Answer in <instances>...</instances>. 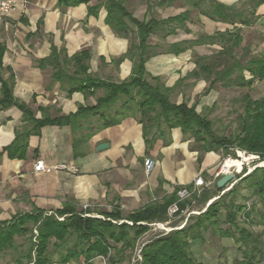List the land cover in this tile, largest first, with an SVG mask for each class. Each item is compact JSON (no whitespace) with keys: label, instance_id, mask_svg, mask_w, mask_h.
Returning a JSON list of instances; mask_svg holds the SVG:
<instances>
[{"label":"trees","instance_id":"1","mask_svg":"<svg viewBox=\"0 0 264 264\" xmlns=\"http://www.w3.org/2000/svg\"><path fill=\"white\" fill-rule=\"evenodd\" d=\"M59 6L66 8L88 4L91 0H56ZM176 0H145L146 13L152 8L170 6ZM194 9L212 21L232 25L231 30L215 32L212 35H199L192 41H184L169 45L167 53L174 56L203 44H218L220 49L210 55L195 56V68L180 78L172 87H167L159 77H153L146 72L145 64L153 56L154 47L148 44L151 35L162 33V37L175 34L176 29H184L189 19V11L177 16L158 20L154 17L139 20L135 18L125 6L126 0H96V5L88 7V14L96 16L103 8L106 15L104 24L117 36L129 38L134 34L136 43H131L126 53L112 62L120 64L127 59L131 62V71L127 79L115 83L103 80L89 72L90 52L82 50L68 55L64 47L58 48L51 44L50 54L39 63L40 68H52V81L59 83L67 95L80 92L92 95L102 90L92 106H79L75 113L60 116L55 119L44 117L36 120L32 111L24 104L18 103L12 96V77L5 81L0 76V108L15 105L23 113V119L33 124L31 131L17 132L13 143L6 147L11 157H21L27 146V139L31 133H37L44 125L70 126L73 133L81 128V121L89 115L104 116L105 112L116 102L121 101L115 116H107L103 121L104 127L118 125L127 115L138 117L142 126V136L147 146L155 141L156 132H160V125L164 123L171 131L179 129L183 136H188L193 142L200 144L203 153L217 152L235 146L248 153L258 155L264 159V97L253 99L244 94L241 102L243 114L238 116V129L231 136H215L212 132V122L196 111L197 104L188 105L185 101L172 103L170 95L186 79L196 78L207 84L203 95H207L219 84L222 87L250 88L255 81L264 80V54L249 55L247 49L237 56L235 49L240 48L242 42L241 30L253 25L258 19L256 10L264 5V0H240L242 6L224 5L216 0H187ZM203 2H209L207 8H202ZM134 28V30L132 29ZM4 47L0 45V68ZM247 74V75H246ZM153 129L155 133L153 134ZM168 142H165L166 146ZM200 161V158H199ZM249 182L253 194L257 195L264 205V167H257L244 176L240 182ZM234 184L228 193L222 195L217 202H212L206 210L193 218L177 230L161 233L146 242L140 251V264H197L190 252V243L202 239L204 231L216 226L214 220L218 216L219 207L225 208V222L237 228L239 237L236 243H241L244 249L238 248L242 255L240 264H264V242L261 235L238 228L236 214L243 212L242 205L224 203L227 195L236 192ZM199 203H206L217 193H210L205 189L199 198L193 190V185L187 187ZM183 188L175 187L173 191L163 196L160 202H153L126 213L118 208L110 211H96L91 209L78 210L75 205L65 203L61 209L50 214L32 207L27 213L16 214L8 221L0 222V254L17 250V237H26L29 246L21 257L26 264H68L71 261H82L92 264L97 257L106 258L107 264H120L122 253L133 251L137 240L150 228L149 224L167 221V209L173 203L178 206L180 214L188 203L187 199L179 201L178 191ZM88 214L89 216H84ZM245 220L250 218V212H245ZM100 216V217H98ZM62 218V220H58ZM115 222V223H114ZM264 228V216L261 218ZM34 231L36 233H34ZM222 237L233 239L228 231L220 232ZM72 243V244H70ZM58 260H52L53 254ZM20 257V258H21ZM17 264L21 261L17 259ZM200 264V263H198Z\"/></svg>","mask_w":264,"mask_h":264},{"label":"crops","instance_id":"2","mask_svg":"<svg viewBox=\"0 0 264 264\" xmlns=\"http://www.w3.org/2000/svg\"><path fill=\"white\" fill-rule=\"evenodd\" d=\"M135 1L126 0L125 6L139 19L132 13ZM177 1L151 10L153 14H162L156 16L158 20L189 11L185 22L188 31L176 29L175 34L166 36L168 46L192 41L194 34L212 35L232 29V25L212 21L194 8L196 24L200 27L191 28L194 24L191 5L189 2L178 5ZM216 1L227 6L234 4L228 0ZM143 2L145 5V0ZM96 3L91 0L88 4L66 8L59 6L56 0H26L15 14L0 23V45L4 47L0 76L7 81L11 75L13 98L29 108L34 119H55L75 113L80 105L92 106L103 95L102 90L92 95L80 92L67 95L59 83L52 81V68L39 67L40 61L50 54L51 44L64 47L68 55L88 50L89 72L100 79L118 83L130 75V61L125 59L118 65L112 61L123 56L131 43L137 42L134 34L127 39L115 35L104 24L103 8L96 16H90L88 7ZM146 14L145 5L139 20L148 19ZM170 38L173 39L170 41ZM148 44L155 47L156 43ZM204 46L211 45L193 47ZM213 46L220 49L218 44ZM193 47L177 56L168 54L167 50L160 51L161 56H153L146 62V72L172 87L191 71L187 55ZM112 109L101 117L87 116L74 133L70 126L44 125L28 136L21 157H11L4 149L13 143L17 132L31 131L33 124L23 119L22 111L15 105L0 108V222L30 212L33 206L50 214L65 203L75 205L78 210L84 205L95 210L106 203L110 210L131 212L148 203L160 202L175 187L192 184L197 176L210 178L204 179L205 187L220 178L221 175L216 176L218 168H214L219 159L216 152L200 154L198 148L188 149L189 141L184 143L180 139L179 129L171 134V142L167 141L166 146L157 144L156 140L147 146L136 114L127 115L116 126L102 125L108 115L115 116L116 110L113 114ZM100 144H106L107 148L97 150ZM145 159L154 161L149 174L144 171ZM37 160H42L49 171L35 172L33 167ZM60 165L73 166L75 171L57 168ZM128 206L133 207L128 209Z\"/></svg>","mask_w":264,"mask_h":264},{"label":"rangeland","instance_id":"3","mask_svg":"<svg viewBox=\"0 0 264 264\" xmlns=\"http://www.w3.org/2000/svg\"><path fill=\"white\" fill-rule=\"evenodd\" d=\"M228 1L233 2L234 5H236L238 8L242 6L240 0ZM187 2V0H178L176 4H185ZM208 4L209 2H203L201 4V7L207 8ZM145 5L143 0H136L132 6V13H134L136 17L141 19L142 11L145 8ZM189 8L192 11V18L194 23L192 24L191 28L195 29L194 26L200 27L196 24L197 20H195L197 12L193 9L192 5ZM256 14L258 15V19L256 20V22L249 27H243L240 32L242 36V42L240 48L235 49V53L237 54V56H240L244 52V49H247L249 55L264 54V5L260 6L256 10ZM161 15L162 14H153L150 11L148 14H146V17L148 19L151 16L157 18L156 16ZM162 35L163 34L161 32L158 34L159 37ZM158 36L155 35L151 37V40L149 39L148 41L152 44L156 43L155 47L153 46L154 52L157 53V55L155 56H161L163 53H160V51L162 52L167 50L169 44V39L167 40L168 37L160 39ZM198 36L199 35L194 34L192 37L196 39ZM172 39L173 38H170V41ZM133 41H135V39H132V42ZM218 48V46L211 45L210 47H193V49H191V52L188 51L187 57L189 58L188 62H191V71L195 68V65L193 63L195 56L210 55L211 53L218 51ZM206 86L207 84L204 80L196 79L193 77L186 78L178 86V88L172 92V94L170 95V101L180 102L183 100L189 106L196 103V111L212 122V132L215 136L227 137L234 135L237 132L239 124L238 116L243 114V104L241 102V99L244 94H248L253 99L264 97V80L255 81L250 88H225L218 84L214 90L210 91L207 95H203ZM119 105L120 103L116 102V104L113 105V109L111 110V112L113 113L115 110H117L119 108ZM176 130L178 129H173V131L170 132L166 125L164 123H161L160 132H156L155 134V140L157 144H162L163 146L166 141L171 142V134ZM154 133L155 129H153V134ZM182 136H180V139H182L184 143L189 141L188 149L198 148L200 154H202V151L199 148L200 144L193 142V140L189 139L188 136ZM216 154L219 156V159L214 165V168H220L228 158L231 160H238L239 162L241 161L242 165L240 171H233L235 179L234 184L240 182L244 176L249 174L255 168L264 167V159H261L258 155H255L253 153H248L244 150L238 149L235 146H229L227 150L219 149L217 150ZM158 157L159 155H157V158ZM244 158H246L247 160H244ZM202 178L203 180H210L209 177L204 178L202 176ZM215 182L216 181L213 180L212 183L207 187L198 188L195 191L197 197L199 198L200 194L205 189L209 190L212 194L217 193ZM232 186H227L225 190L220 191L218 195L212 197L214 198L212 202H217L222 195L229 192ZM193 191L194 190H192V192ZM187 200L188 203H186L185 209L180 214L174 215L171 218L167 217V221L163 223L149 224L150 229L137 240L134 250H127L122 253L123 258L120 264H140V251L142 246L146 242H148L155 236L160 235L161 233H167L171 230L181 229L188 220V224L190 225L193 222L192 219L203 213L208 205L212 203H209L210 201H207L206 203H199L193 197L187 198ZM143 201L144 200H142L139 204H141ZM230 202L234 205L244 206V208L242 209L243 212L236 214L235 223L237 227L245 228L251 233L261 235V239L264 242V228L261 224V218L262 216H264V205L260 201L259 197L253 194V188H250L249 182H241L237 184L236 192L231 195H227L224 199L225 204ZM133 205L134 207L138 206V204ZM131 207L133 206H128V209H130ZM95 210L105 212L109 211L110 208L105 203V205ZM245 212H250L249 222L248 220H245ZM126 213H128V210L123 212V216H125ZM225 214V208L223 207V204H221L219 207L218 216L216 219H214L217 221V225L210 227L207 231H204L201 240L190 243V252L197 264H240V261H242V255L238 251V248L241 247L242 249H244V246H242L241 243L235 242L236 238L239 237L237 228L225 222ZM221 231L230 232L233 235V239L222 237L220 234ZM34 233L36 232L34 231ZM27 237L28 236L17 237L15 240L17 250L14 253L12 251H7L0 254V264H17V259L21 261L20 264H26V259L22 258L21 256L26 253L29 246ZM52 260L54 262L58 260V255L56 253L53 254ZM68 264H83V262L80 260L71 261ZM92 264H107V260L103 257H97L92 261Z\"/></svg>","mask_w":264,"mask_h":264},{"label":"built area","instance_id":"4","mask_svg":"<svg viewBox=\"0 0 264 264\" xmlns=\"http://www.w3.org/2000/svg\"><path fill=\"white\" fill-rule=\"evenodd\" d=\"M26 4V0H0V23L6 20L7 18L11 17L13 14H15L20 7L24 6ZM229 160V158L227 159ZM225 162L221 165L220 168H218V172L216 176L224 175L225 173H232L234 170V167L230 169L228 172H223L222 168L224 166ZM144 171L146 174H149L153 167H154V161L151 159H145L143 162ZM57 168L60 169H68L70 171H75V168L73 166H65L60 165ZM33 170L35 172H43V171H49V169H46L44 166V163L42 160H37L34 164ZM193 190L201 187H205V181L201 176H197L193 182ZM191 192L188 191V189L183 188L180 191H178L177 196L179 198V201L184 200L190 196ZM88 208V205H84L82 207V210L85 211ZM178 212V206L176 203H173L170 205L167 209V217H173ZM84 216H89L88 214H85ZM59 220H62V218H59Z\"/></svg>","mask_w":264,"mask_h":264},{"label":"water","instance_id":"5","mask_svg":"<svg viewBox=\"0 0 264 264\" xmlns=\"http://www.w3.org/2000/svg\"><path fill=\"white\" fill-rule=\"evenodd\" d=\"M107 148L106 144H100L97 146V150H102ZM235 183L234 175L232 173H225L216 181V187L218 189L225 190V188L229 185H233ZM214 199H212L209 203H211ZM208 203V204H209Z\"/></svg>","mask_w":264,"mask_h":264},{"label":"bare ground","instance_id":"6","mask_svg":"<svg viewBox=\"0 0 264 264\" xmlns=\"http://www.w3.org/2000/svg\"><path fill=\"white\" fill-rule=\"evenodd\" d=\"M244 160H247V159L244 158ZM241 165H242L241 161L239 162L238 160L229 159V160L225 161V164H224L222 170H223V172H228V171H230V169L232 167H234L235 172H239L241 169Z\"/></svg>","mask_w":264,"mask_h":264}]
</instances>
